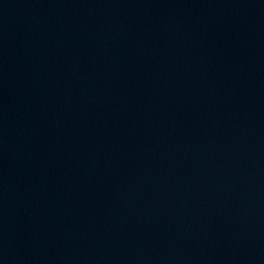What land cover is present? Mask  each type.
<instances>
[{
  "label": "water",
  "instance_id": "1",
  "mask_svg": "<svg viewBox=\"0 0 264 264\" xmlns=\"http://www.w3.org/2000/svg\"><path fill=\"white\" fill-rule=\"evenodd\" d=\"M0 264H264V0H0Z\"/></svg>",
  "mask_w": 264,
  "mask_h": 264
}]
</instances>
